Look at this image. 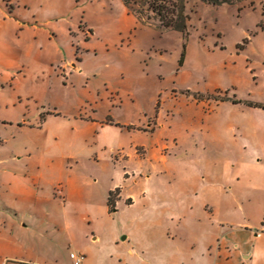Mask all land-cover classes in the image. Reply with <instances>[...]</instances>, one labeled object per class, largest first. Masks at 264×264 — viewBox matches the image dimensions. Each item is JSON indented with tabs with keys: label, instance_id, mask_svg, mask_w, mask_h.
I'll return each instance as SVG.
<instances>
[{
	"label": "rangeland",
	"instance_id": "obj_1",
	"mask_svg": "<svg viewBox=\"0 0 264 264\" xmlns=\"http://www.w3.org/2000/svg\"><path fill=\"white\" fill-rule=\"evenodd\" d=\"M117 2L0 0V158L18 156L10 161L13 185L31 199L18 206L0 202V208L40 216L45 262L56 256L58 264H72L73 252L95 263L101 244L110 243L118 215L100 211L90 223L73 214L71 201L102 203L120 159L117 147L130 139L127 123L197 118L201 106L193 97L224 88L264 98V0H185L186 34L158 26L147 11L141 15L151 24L139 21ZM32 23L40 30L25 28ZM59 54L72 56L73 79L51 64ZM136 139L144 142L143 135ZM44 154L56 179L73 171V155L85 177L73 187L72 176L63 197H43L48 190L37 193L25 166ZM14 193L2 195L13 199ZM65 219L69 226L60 230ZM257 220L264 221L261 211ZM93 226L101 236L96 243Z\"/></svg>",
	"mask_w": 264,
	"mask_h": 264
},
{
	"label": "crops",
	"instance_id": "obj_2",
	"mask_svg": "<svg viewBox=\"0 0 264 264\" xmlns=\"http://www.w3.org/2000/svg\"><path fill=\"white\" fill-rule=\"evenodd\" d=\"M30 27L40 30L36 23L25 24ZM92 37L90 29L87 38ZM50 62L73 79L71 55L59 54ZM234 89L193 97L201 106L197 118L127 123L130 139L117 147L120 159L113 163L102 203L71 201L73 214L90 223L100 211L121 221L109 231L110 243L101 244L97 261L83 256L82 264H264V221L257 220L260 211L264 216V98L259 92L245 99ZM142 135L144 142L136 139ZM17 158H0L3 205L31 201L27 189L13 185L10 161ZM81 168L75 155L73 171L58 179L45 154L32 167L25 166L37 193L48 190L43 197L59 195L58 186L63 197L72 176L73 187L85 177ZM4 189L15 192L13 199L2 195ZM114 190L111 209L107 199ZM39 217L0 208V264H58L56 256L50 262L42 259ZM68 226L65 219L60 230ZM91 231L96 243L101 236L94 226Z\"/></svg>",
	"mask_w": 264,
	"mask_h": 264
},
{
	"label": "trees",
	"instance_id": "obj_3",
	"mask_svg": "<svg viewBox=\"0 0 264 264\" xmlns=\"http://www.w3.org/2000/svg\"><path fill=\"white\" fill-rule=\"evenodd\" d=\"M205 3L212 5H220L223 3L233 4L242 0H202ZM253 1V0H249ZM127 12L134 15L139 21L151 24L142 17V12L147 11L151 15L147 18H153L158 22V26L163 28H171L187 33L188 28V14L185 11V0H122ZM141 5L139 9H134L132 3ZM117 190L109 191L107 203L112 209L115 201Z\"/></svg>",
	"mask_w": 264,
	"mask_h": 264
},
{
	"label": "built area",
	"instance_id": "obj_4",
	"mask_svg": "<svg viewBox=\"0 0 264 264\" xmlns=\"http://www.w3.org/2000/svg\"><path fill=\"white\" fill-rule=\"evenodd\" d=\"M57 194L61 195V187L58 186L56 188ZM70 258L72 259V264H82L83 255L81 254H75L73 252L70 253Z\"/></svg>",
	"mask_w": 264,
	"mask_h": 264
}]
</instances>
